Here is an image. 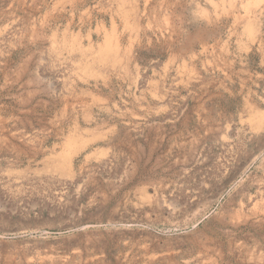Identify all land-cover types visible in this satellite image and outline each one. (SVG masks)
<instances>
[{
	"label": "rangeland",
	"instance_id": "1",
	"mask_svg": "<svg viewBox=\"0 0 264 264\" xmlns=\"http://www.w3.org/2000/svg\"><path fill=\"white\" fill-rule=\"evenodd\" d=\"M0 264H264V0H0Z\"/></svg>",
	"mask_w": 264,
	"mask_h": 264
},
{
	"label": "bare ground",
	"instance_id": "2",
	"mask_svg": "<svg viewBox=\"0 0 264 264\" xmlns=\"http://www.w3.org/2000/svg\"><path fill=\"white\" fill-rule=\"evenodd\" d=\"M56 165H57V167L58 168H60L61 170H67V169H69L70 167H71V160H62L61 158H60V160H58V162H56ZM65 173V172H64ZM65 181V180H64ZM83 186V185H82ZM101 190V189H100ZM102 191V190H101ZM102 192H104V191H102ZM102 195V194H101ZM92 200V199H91ZM175 208V207H174ZM178 209V208H177ZM176 211V210H175ZM181 211V210H180ZM71 212H73L72 210H71ZM176 212H178V211H176ZM167 221V220H166ZM108 223V222H107ZM156 223V222H155ZM169 223V222H168ZM150 224V227H151V229L154 227V225L153 224H151V223H149ZM78 225H79V222L78 223H72V224H65L64 226H58L59 228H57V230H64V229H69V230H74V229H76L77 227H78ZM160 227V226H159ZM149 228V227H148ZM156 229V228H155ZM144 230V229H143ZM146 230V229H145ZM150 231V230H149ZM165 231V230H164ZM147 233V237L148 236H150V238L152 237V239L153 238H156V237H153L154 235H152V233H151V231L150 232H146ZM145 233V234H146ZM166 233V232H165ZM165 233H162V235L163 236H165V238L166 239H168V238H170V236H168V235H165ZM159 234H161V233H159ZM94 236V235H93ZM145 238V237H144ZM159 238V237H158ZM157 239V238H156ZM171 239V238H170ZM143 240H145V239H143ZM146 241H148V239L146 240ZM154 241V240H153ZM152 241V242H153ZM92 242V241H91ZM139 242V241H138ZM143 242V241H142ZM141 242V243H142ZM150 242V241H149ZM144 243H145V241H144ZM144 243H142L143 245H144ZM170 243V242H169ZM139 244H140V242H139ZM146 244V243H145ZM151 244V243H150ZM149 245V244H148ZM166 245V244H165ZM139 246V245H138ZM151 246H153V245H151ZM151 246H149V247H151ZM159 247V246H158ZM151 249H152V247H151ZM153 249H155V248H153ZM142 250H144V251H148L149 252V249H148V246L147 245H144V246H142ZM151 252V251H150ZM145 253V252H144ZM143 254V253H142Z\"/></svg>",
	"mask_w": 264,
	"mask_h": 264
}]
</instances>
